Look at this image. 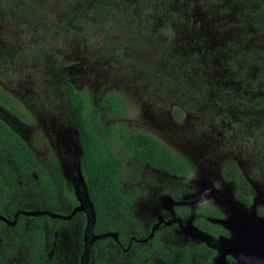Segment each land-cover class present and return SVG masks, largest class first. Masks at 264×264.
<instances>
[{
  "label": "flooded vegetation",
  "instance_id": "flooded-vegetation-1",
  "mask_svg": "<svg viewBox=\"0 0 264 264\" xmlns=\"http://www.w3.org/2000/svg\"><path fill=\"white\" fill-rule=\"evenodd\" d=\"M87 1L86 8L101 6L93 4L96 0ZM174 2L177 15L183 20L178 21L176 26L181 24L184 32L183 35L178 32L176 34L177 42H180L177 44L178 52L171 47L175 44L170 42L168 61L172 59V64L169 69L178 61L179 67L192 77V85L195 88L192 91L196 93V100L191 101L189 107H186L184 100L178 99L176 94L174 101L169 103L167 108L145 102L141 99L145 89L133 85L125 87L121 92H101L98 99H95L88 90L84 91L88 93L93 108L98 110L96 127L99 136L96 140L100 148L122 160V175L118 182L122 191L134 195L129 205L131 216L134 217L132 205L143 196L140 188L129 187L124 181L126 165L131 164L133 160L140 166L149 167L153 172L166 176L177 177L183 173L189 175L185 168L187 165L185 157L176 148V145L181 144L185 149L190 148L192 154L196 156L192 158L194 170L197 172L193 185L186 189L172 186L165 188L166 194L160 198L163 204L162 214L157 218V226L152 227L150 235L135 217L144 231L142 237L131 234L120 242L115 233L94 234L91 231L94 211L81 165L83 150L67 86L69 84L74 86V74L85 76V82L93 81L89 75L92 77L96 75L90 70L82 72L81 68L79 69L80 59L68 58L67 63L61 65L65 72L62 79L64 76L63 94L66 104L62 105L64 99L59 96L56 100H59L61 105L49 110L48 113L45 106L40 104L39 93L32 88H25V80L8 81V84L0 80V181L4 182L0 185V264H18L16 260L21 254L24 264H28L29 252L25 249L23 237L29 236L33 230H38L36 228L38 225L39 230L43 232L42 224L48 222L45 218L40 221L36 217L49 216L58 218L57 221L70 218L59 213L53 214V217L46 210L54 209L60 203L61 196L67 203L80 210L83 204L82 196L79 195L81 190L86 191L91 205L89 211L91 220L86 228L95 237L92 242L85 245L86 260L90 264H94L90 254L92 243L108 235L114 237L117 242L116 247L112 243L110 245L117 248L120 264H124L125 259L133 252L139 251L141 247L150 246L152 244L150 239L154 235L163 247L164 253L158 251V254H152L149 258L139 257L137 258L139 263L152 264L156 259L175 262L173 254L164 247L163 233L159 228L165 226L170 229L173 225L176 227L171 229H177L197 239L199 245L197 252L185 248L180 264L187 262L192 264V253L198 257L197 264L204 258L210 262L209 264H264L261 197L256 200L251 196L255 188H261V183L254 180L251 174L255 166L252 160L256 159L252 152L257 151L261 157V144H264V0L257 2L215 0V3H209L207 0H174ZM106 8L104 5L103 9ZM34 11L37 12L36 15H40L35 17L38 19H44L52 14L51 11L48 13L42 9ZM111 11L119 13L116 9ZM124 15L128 16L131 25L129 14ZM5 19L0 9V22L3 21L0 23V56L5 52L7 55L8 48L20 42L13 39L18 35L14 31H10L11 39L3 35L4 31H8L3 24ZM43 22L45 23L43 26L48 29L60 27L49 24L47 20ZM85 23L90 26V22ZM65 25L67 28L70 27L68 24ZM59 74L55 72L54 76L58 77ZM98 86L99 84L93 86L96 92ZM135 95L138 108H141L142 112L140 119L136 120H140L145 127L137 124L131 126L132 120L126 117L128 108L126 96ZM170 95L172 94L156 95L157 102L166 105L165 97L169 99ZM107 96L117 98L119 110L116 113L101 110L100 103ZM54 102L47 99L50 106ZM58 110H63V113L57 114ZM105 113L113 116L114 121L103 123L101 115ZM94 115L95 112L92 111L91 116ZM54 119H61L64 122L58 120L54 122ZM57 123L61 125L56 126ZM65 123H69L75 130V136L66 129ZM112 124L114 127L109 129ZM52 138L58 140L65 138L64 147L59 146V149H64V153L69 151L74 158L80 157L83 184L79 181L77 187V184L72 187L64 183L54 156H46V150L41 152L38 149L43 144L45 147L53 146ZM24 149L30 152V160L23 152ZM37 155L44 161H38ZM244 161H247V165ZM254 170L257 174L264 173L258 165ZM11 171L14 173V179H11ZM22 179L27 182L26 185ZM28 181H35V185ZM47 181L54 186L53 201L50 204L42 195V189ZM29 190L32 192L34 205L39 208L35 211L23 210L26 201L24 197L27 192L30 193ZM204 204H209L211 213H201L200 205ZM249 204L253 205V209L257 205L259 217L253 218L245 212L244 207ZM212 208H217V212H213ZM80 213L85 215L84 211ZM25 216L35 220L30 228L24 225ZM199 216L210 224L221 226L229 237L224 236L218 229L216 231L200 229L194 224L195 218ZM255 221H258V224ZM246 227L249 228L248 231ZM245 235L254 237L249 238L246 248H232L231 242L234 243L236 239L239 240ZM209 240H219L229 246L216 259L218 250L211 245L208 246ZM44 242L45 239L43 251L46 264H51ZM165 255L171 256V259H167L168 256L163 257ZM81 261L83 262V258Z\"/></svg>",
  "mask_w": 264,
  "mask_h": 264
},
{
  "label": "rangeland",
  "instance_id": "rangeland-1",
  "mask_svg": "<svg viewBox=\"0 0 264 264\" xmlns=\"http://www.w3.org/2000/svg\"><path fill=\"white\" fill-rule=\"evenodd\" d=\"M207 1L215 3V0ZM87 3V0H0V9L6 18L3 24L8 29L3 32V35L11 39L10 31H14L18 35L13 39L20 41L8 48V56L5 54L6 52L1 54L0 80L5 84H8V81L25 80V88H32L39 93L40 104L45 106L48 113L49 110H54L61 105L60 101L56 100L59 96L64 99L62 105L66 104L63 94L64 76L62 79L65 72L61 65L66 64L68 58H72L80 59L79 69L81 68L82 72L86 73L90 70L92 74L96 75L93 77L89 75L90 78H93V81L90 82L84 81L85 76L73 75L74 86L79 90H88L95 99H98L101 92H121L125 87L133 85L145 89L141 95L142 100L156 103L164 108L174 101L175 94L178 95V99L184 100L186 107L191 105V101L196 100V93L192 91L195 89L192 85V77L188 76V72H184L183 68L179 67L178 61H175L173 63L175 65L169 69L172 64V59L168 61L170 42L175 44L171 47L178 52L177 44L180 42H177L176 34L178 32L183 35L184 32L181 24L176 26L178 21L182 22L183 20L177 15L174 0H96L93 4H99L100 7L86 8ZM104 5L107 7L106 9H103ZM35 9H42L48 13L51 11L52 14L47 15L44 19H38L35 17L40 15H36ZM113 9H116L120 14L111 11ZM124 14H129L131 25L128 16ZM44 20L53 26L60 27L48 29L43 26L45 25ZM85 21L90 22V26H87ZM65 24L70 27L67 28ZM8 44L12 43L8 42ZM55 72L60 73L58 77L54 76ZM96 84H99L98 92L93 87ZM166 93L172 94L169 99L165 97L167 104L157 102L156 95H166ZM136 97L137 95L126 96L128 107L126 108V117L132 120V122L129 121L131 126L133 124L144 126L140 120H136L140 119L142 114L141 108H138ZM47 99L54 100L55 102L51 105L55 107L52 108L48 105ZM61 112L63 113V110H58L57 114ZM57 120L61 123L64 122L61 119L53 121ZM101 121L103 123L114 121V117L105 113L101 115ZM61 123H57L56 126ZM64 125L75 136L76 132L70 124L65 123ZM52 142L53 146L45 147L43 144L38 149L41 152L46 150V156H54L64 183L72 187H75L79 181L83 184L79 164L80 157L74 158L69 151L64 153V149H59V146L64 147L65 138L62 140L52 138ZM182 147L184 146L181 144L176 145L177 151L185 157L187 162L185 168L189 175L183 173L177 177L166 176L153 172L149 167L140 166L134 160L131 164L126 165L124 181L129 187H138L143 192L141 194L143 196L132 205L131 211L142 226L149 231V235L152 227L157 226V218L162 214L163 204L160 198L166 194L164 193L166 192L165 188L172 186L186 189L195 181L197 172L194 170L192 158L196 156L192 154L190 148ZM252 153L256 158L252 160L256 168L253 167L251 174L254 180L261 183V188H255L256 190L252 191L251 196L256 200L261 197V208L263 209L261 211V239L264 240V173L257 174L254 170L257 169V165L264 170V144H261V157L258 156L257 151ZM37 160L44 161L41 157L39 158V155H37ZM189 163L190 166H188ZM244 163L247 165V161ZM22 182L24 185L27 184L23 179ZM28 182L35 185V181ZM1 184L4 182L0 181ZM19 186L21 187L20 184ZM29 192L25 194L26 201H24L23 210L35 211L39 208L34 205L32 192L30 190ZM79 195L83 200L80 210H77L78 207H74L71 203H67L62 196L59 198L60 203L54 209L46 210L53 217L55 213L70 216L68 219L63 218L62 221L42 224L45 251L51 264H90L86 260L85 245L95 239L86 228L87 223L91 220L89 212L91 205L86 191H79ZM201 206V213H211L209 204ZM244 208L245 212L252 215L253 218L259 217L257 205L255 209L252 204L246 205ZM212 210L217 212L218 209L212 208ZM81 211H84L85 215L81 214ZM24 219V225L27 228H30L35 221L28 216H25ZM255 223L258 224V221ZM194 224L202 230H221L224 236L229 237L221 226L210 224L201 216L195 218ZM174 227L176 226L173 225L171 228ZM159 228L163 233L164 247L173 254L175 262L156 259L152 264H180L185 248L196 252L199 249L197 239L189 237L177 229H169L165 226ZM248 229L246 227V231ZM249 238L254 237L245 235L239 240L236 239L234 243L231 242L232 248L245 249V245L250 241ZM208 244V246L217 248L216 259L229 246L219 240H209ZM192 255V264H197L198 257L195 256V253ZM23 259L21 254L16 262L24 264ZM199 262L200 264L210 263L205 258L200 259Z\"/></svg>",
  "mask_w": 264,
  "mask_h": 264
},
{
  "label": "trees",
  "instance_id": "trees-1",
  "mask_svg": "<svg viewBox=\"0 0 264 264\" xmlns=\"http://www.w3.org/2000/svg\"><path fill=\"white\" fill-rule=\"evenodd\" d=\"M67 88L72 101L71 107L78 128L79 142L83 150L81 165L84 180L94 211L91 231L96 235L115 233L120 242H123L131 234L142 237L144 231L140 226V222L131 216L129 209L134 195L122 191L118 182L119 177L122 175V160L102 150L96 140L99 136V131L96 127V124H98L97 108H93L92 101L86 91L78 90L70 84ZM100 107L102 111L112 113H116L119 110L117 98L114 96L103 98ZM92 111L95 112L94 117L91 116ZM113 127L114 125L112 124L109 129ZM23 152L30 160V152L27 149H24ZM10 176L11 179L15 178L12 171ZM53 194L54 186L47 181L42 189V195L49 204L53 201ZM44 218L48 222L59 220L49 216L36 217L40 221ZM36 228L38 230H33L29 236H21L25 242V249L29 252L27 256L28 264H46V256L43 251L44 235L42 230H39L40 225ZM150 241H152L150 246L141 247L139 251L133 252L132 255L125 259L124 264H141L137 258L145 256L149 258L152 254H158V251L164 253L156 235ZM110 243L114 244V247L117 245L114 237L110 235L100 237L92 243L90 254L94 264H120L117 250ZM166 256H168L167 259H171L169 255L163 257Z\"/></svg>",
  "mask_w": 264,
  "mask_h": 264
}]
</instances>
